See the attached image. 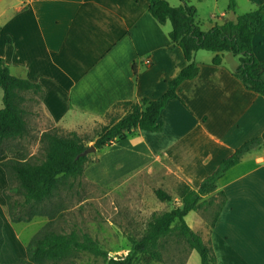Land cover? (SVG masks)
<instances>
[{"label": "crops", "instance_id": "1", "mask_svg": "<svg viewBox=\"0 0 264 264\" xmlns=\"http://www.w3.org/2000/svg\"><path fill=\"white\" fill-rule=\"evenodd\" d=\"M247 2L232 17L264 6V0ZM149 6V0H0V56L13 75L41 84L42 107L53 125L75 131L103 120L118 102L160 97L187 66L182 48L169 37L170 22L161 25ZM226 8L207 13V23L197 18L201 29L225 20ZM253 49L264 60L263 35L254 36ZM215 55L195 53L199 72L181 83L179 98L167 102L161 132L137 128L128 135L135 138L140 163L165 158L193 189L243 142L264 134V96L235 75L238 56L224 52L214 64ZM3 171L1 190L7 183ZM217 190L226 194L225 207L209 237L200 233L211 242L217 264H264V145L230 168ZM175 206L181 200L167 210ZM92 225L87 230L98 239L100 228ZM193 251L176 219L133 264H190Z\"/></svg>", "mask_w": 264, "mask_h": 264}, {"label": "trees", "instance_id": "2", "mask_svg": "<svg viewBox=\"0 0 264 264\" xmlns=\"http://www.w3.org/2000/svg\"><path fill=\"white\" fill-rule=\"evenodd\" d=\"M149 1V12L158 22L161 25L171 23L169 37L182 48L188 64L169 81L168 89L160 97H144L116 103L114 108L123 106L125 112L102 127L92 144L97 149L111 145L116 140L126 139L137 128L142 131L161 132V112L167 102L179 98L181 83L194 78L199 72L194 61L198 50L216 53L214 64L221 63V53L230 52L238 56L239 64L235 75L247 89L264 96V60H259L253 49L254 36H264V6L232 17L236 12L237 0H229L226 8L227 20L215 24L209 30H202L197 22V8L189 4L188 0H181L182 4L179 6H172L168 0ZM6 41L10 43L11 38L7 36ZM0 89L3 90V107L0 109V156L10 154L9 158L0 162L8 180L2 195L8 206L10 220L14 223L28 222L38 215H50L45 205L69 179L83 175L89 154L81 153L91 140L77 131L61 134L54 127L41 134V156H29L23 151L11 152L5 149L2 144L6 141L21 140L29 133L28 116L32 113L33 104H40L43 100L45 90L41 84L29 78L13 75L1 56ZM263 145L264 134L243 142L231 155L222 159L211 174L203 178L198 189L191 188L186 182L182 183L179 193L181 206H175L155 217L153 224L142 237H128L130 246L126 253L111 256L89 232L79 228H73L69 232L57 231L50 221L27 244V257L11 264H74L83 252L105 259L106 264H133L136 256L156 244L176 219L181 222L182 233L190 247L199 253L201 264H217L211 242L205 241L187 223L186 216L189 212L203 207L213 208V228L226 204V194L223 190H217V182L247 153ZM155 194L162 202L173 200V196L162 188H157ZM3 225L0 215V256L5 243Z\"/></svg>", "mask_w": 264, "mask_h": 264}, {"label": "rangeland", "instance_id": "3", "mask_svg": "<svg viewBox=\"0 0 264 264\" xmlns=\"http://www.w3.org/2000/svg\"><path fill=\"white\" fill-rule=\"evenodd\" d=\"M172 6L182 4L181 0H168ZM188 3L199 8L198 19L207 23L205 15L219 8L228 7L229 0H188ZM236 8H247V0H237ZM171 25V23H170ZM206 54L210 51L203 50ZM3 107V90L0 89V109ZM123 106L114 108L103 120L81 125L77 131L80 135L91 140L92 145L102 130L114 118L123 115ZM29 133L21 140L6 141L2 146L11 151H23L32 156H41L40 137L44 130L55 126L40 104H33L32 113L28 116ZM61 134L70 130L56 127ZM135 138L116 140L112 145H106L89 153V160L85 171L78 178H71L60 187L50 202L45 205L50 215H38L28 222L14 223L8 215V207L0 189V215L5 218L3 233L5 243L0 262L11 264L27 257L26 244L47 223L57 231L69 232L73 228L88 232L89 224L98 229L96 231L101 246L110 255L126 253L128 237H137L148 229L158 215L168 211L179 197L180 186L185 181L167 166L165 158L155 161L141 162L133 142ZM6 153L0 156V162L9 158ZM145 161V160H144ZM140 163V164H138ZM0 188L5 178L0 166ZM8 184H5V187ZM4 187V188H5ZM3 188V189H4ZM162 188L173 196L172 202L160 201L155 190ZM213 208H200L186 216L187 223L204 235L207 239L211 231ZM65 264H73L67 262ZM74 264H106L105 259L96 257L89 252H83ZM190 264H201L199 253L194 250Z\"/></svg>", "mask_w": 264, "mask_h": 264}, {"label": "water", "instance_id": "4", "mask_svg": "<svg viewBox=\"0 0 264 264\" xmlns=\"http://www.w3.org/2000/svg\"><path fill=\"white\" fill-rule=\"evenodd\" d=\"M226 20H227V18H226ZM96 150H97V148L95 146L90 145L81 153V155H87V154H89L93 151H96Z\"/></svg>", "mask_w": 264, "mask_h": 264}]
</instances>
